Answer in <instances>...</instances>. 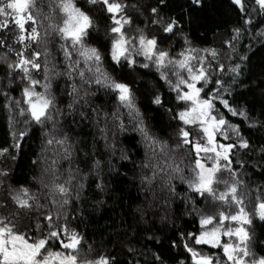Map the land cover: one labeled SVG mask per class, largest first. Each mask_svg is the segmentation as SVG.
Masks as SVG:
<instances>
[{"label": "snow or ice", "instance_id": "obj_1", "mask_svg": "<svg viewBox=\"0 0 264 264\" xmlns=\"http://www.w3.org/2000/svg\"><path fill=\"white\" fill-rule=\"evenodd\" d=\"M204 2L205 0H191V4L197 8L203 7ZM88 3L93 6L99 5L97 11L104 19L110 21L103 27L106 37L105 46L110 51L111 60L121 68L127 65L133 71L137 65L145 69L154 66L160 79L175 92V108L166 109L173 113L174 120L182 122V126L176 132L175 145L170 146L167 141L157 140L155 136H151L142 118L137 125L144 134L145 140L150 141L148 147L152 151V158L156 160V163H153L152 158H147L141 162L143 169H152L151 175L141 176L142 183L146 182L154 186L157 176L163 174L161 190L167 189L168 195L162 199L164 204H167L168 198L176 193L175 186L171 184L173 173H179L180 178L186 180L189 188L199 193L202 199L206 200L211 195L214 200L239 206V210L233 213L225 212L222 208L217 212L215 205L208 210L206 205L205 210L200 212L199 232L180 233L183 247L191 254L193 264H221V257L215 253L197 249L196 245L202 244L222 248L224 264H264V255L256 254L252 231L244 226L253 224L254 215H258L260 221L264 222V194L256 197L254 212L249 214L243 206L244 196L239 192V188L245 184V181L239 179L240 170L248 163L244 155L256 149L253 148L250 138L242 134L240 125L232 124L223 112L217 110L218 105H222L233 116L243 117L250 127L264 128V119L252 118L247 106H241L232 95L233 85L242 75V65L249 59L247 53L240 56L239 63L226 65L221 60L217 48L192 47L188 34L177 27L180 21L163 14L162 6H166L168 0H158L157 5L150 8V15L146 17L155 31H148L145 25V28L138 27L134 36H129L125 29V25L133 23V17L126 12L128 5L125 2L88 0ZM251 3L252 12H249V0H231V5L243 14L241 17L243 23L234 26L230 37L223 41L230 53L237 51V45L245 33L253 40L264 37V26L256 29L253 35L254 18L264 16V0H251ZM132 7L136 8L138 5L134 4ZM58 8L66 17L62 25L55 27V31L63 41L61 47L67 63L65 71L58 70L55 61H52L50 66L47 46L44 47L43 53L34 46V44L39 45L42 40L38 20L41 10L37 8L36 0H0V17H2L0 49L4 51L3 62L7 63L5 74L7 84L0 83V93L3 94V108L8 112L9 134L12 138V143L9 144L5 140L0 144V157L3 158V162H0V184H3L9 176L10 169L6 162L16 160L23 149L22 141L35 132L36 126L41 129V158L44 159L45 164L39 180L40 188L33 191L27 182L15 186L9 184L7 193L0 194V264H119L111 253L88 258L87 253L82 251L84 236L76 228L71 227L65 209L72 203L73 191L75 190L76 198L79 199L84 188V179L92 171L99 174L104 162L99 159L93 160L88 172H82L79 166L73 168L71 165L73 152L76 150L75 143L64 131V126L67 116L73 117V123L91 122L98 128L105 146L115 149L114 143L108 145L109 139L115 138L114 133L109 136V113H104V127H100L101 109L94 107L90 99L89 86L93 81L116 94L119 101L118 110L126 107L129 109V115L134 113L136 117H140V110L135 103V93L128 78L115 77L107 70H103L101 65L104 57L100 48L86 44V38H93V27L95 26L97 31L101 27L95 23L90 11L77 6L75 0H59ZM105 12L107 16H104ZM177 34L183 38L185 47L173 56V44L170 40ZM44 35L47 36L49 33L46 31ZM69 39L71 47L68 45ZM74 52L78 54L75 60H73ZM200 52L205 55H200ZM80 57H83L85 68L80 67ZM140 57L143 58V63ZM228 59L231 61V55H228ZM93 65L94 75L87 76L86 71L92 72ZM226 68L227 72L232 74L230 81L224 78ZM41 72L43 81L37 79V75ZM185 72L187 75L184 74ZM61 75L72 80L71 85L67 83L65 85V91L70 97L65 108L60 107L54 91L57 86L56 77ZM77 75L79 84L75 79ZM173 76L175 80L172 79ZM17 77L23 85L19 98L9 95L14 91L11 86L16 83ZM213 84L215 87H211ZM38 86L43 88L42 92L36 90ZM151 103L164 107L163 94L154 91L151 95ZM111 119L114 126L119 122V130H124L123 118L118 111L111 113ZM21 123L23 127L17 129L16 126ZM188 125L196 126L199 131L187 127ZM230 132L235 133V136H230ZM218 135H223L226 142H220ZM157 144L160 145L159 153L154 150ZM185 146L196 150L195 168H193L195 176L190 179L185 177V170L177 163V159L181 158L179 153ZM50 149L53 156L58 159L45 155ZM201 152L204 156H201ZM259 152L264 158V144L259 146ZM121 158L130 159L124 153ZM64 159L69 162L66 178L60 172L62 165H59V160ZM161 160L163 163L160 162ZM205 160H210L211 166ZM39 162V159L33 160L34 165ZM260 167L264 169V165ZM225 171L229 174L231 184L224 181L226 191L217 197L215 185L220 182V176ZM36 179L33 177V180ZM78 179L80 182L74 188V181ZM97 187L102 188L103 185L97 184ZM41 188H48V194H41ZM257 191L264 192V185L258 187ZM49 195L52 199L48 203H43L42 201L48 200ZM187 199L192 197L188 196ZM192 202L196 203L195 200ZM53 207L56 209L55 214L52 211ZM137 210L141 213V217L145 218L144 210L139 208ZM61 219L63 223L60 222ZM227 221L239 223L233 228L226 223ZM213 224L215 226H212ZM151 235L154 237L155 233ZM221 236L229 237V241L224 242ZM53 242H56L58 247L54 246ZM171 246L179 247L177 240H172ZM91 250V245H88V252ZM128 250L134 251L131 247ZM151 255L150 264H169L162 253L156 252ZM134 264H139V261ZM177 264H187V261L182 259L177 261Z\"/></svg>", "mask_w": 264, "mask_h": 264}, {"label": "trees", "instance_id": "obj_2", "mask_svg": "<svg viewBox=\"0 0 264 264\" xmlns=\"http://www.w3.org/2000/svg\"><path fill=\"white\" fill-rule=\"evenodd\" d=\"M122 2L128 5L126 12L133 17L130 27L135 32L138 27L145 28V25H147L148 31H155L146 17L150 15V8L156 6L158 0H122ZM36 4L37 8L41 10L40 12H44L46 16H49L51 9H54L55 26L60 25L62 14L58 8V0H38ZM134 4L138 7H132ZM78 5L84 8L85 2L79 1ZM99 7V5L88 6L87 10L95 18V23L101 27L97 31L94 26L92 29L93 38H86V41L90 45L100 48L104 57L102 68L115 77H127L128 82L132 83L140 117H137L135 127L133 125L123 131L119 130L114 140L109 139L108 145L115 144L113 150L111 147L105 146V141L94 124L88 121L83 124L73 123V117L67 116L64 131L71 137L76 149L73 152L71 166L73 168L79 166L82 172H88L92 167L93 160L99 159L104 163L99 174L92 171L84 179V188L81 190L79 199L76 198L75 190L73 191L72 203L65 211L71 221V227L76 228L84 236L83 248L89 255L111 253L117 258L119 264H134L136 261H139V264H150L151 254L159 252L168 260L169 264H177V261L182 259L186 260L187 264H193L191 254L187 253L183 247L180 233H198L200 212L205 210L206 205L209 210L215 203L210 199L205 200L198 196V193L189 188L187 181L180 178L179 173H173L171 184L175 186L176 193L168 198L167 204H164L162 199L168 195L167 189L161 190L163 183L161 175L163 174L157 176L154 186L148 185L146 182L142 183L141 176L151 175L152 169H143L141 162L152 158V151L148 147L150 141L143 138L144 134L137 125L142 118L151 136H155L157 140L167 141L170 146L175 145L177 142L176 132L180 124L178 120L173 119V113L166 110L169 107L175 108V97L170 91V87L162 82L159 73L154 68L152 71H146L136 67L133 71L127 66L118 68L119 66L110 60L108 48L105 46L106 37L103 27L104 24L109 23V20L104 19L97 11ZM162 12L168 17L177 18L180 21L177 27L188 34L192 41V47L200 49L216 47L226 51L227 45L223 41L230 37L231 29L234 26L243 23L241 19L243 14L231 5V0H205L204 6L201 8L192 5L191 0H168L167 5L162 6ZM249 12H252L251 0H249ZM253 15L255 16V13ZM104 16H107L106 12ZM253 24L255 26L253 35H255V30L264 26V16H256ZM46 31L49 33L47 36L44 35ZM39 32L42 40L39 45L34 44V46L42 50L47 46L49 53L52 54V56L48 55L50 66L51 62L55 61L57 69L65 71L67 63L61 47L63 41L60 39L59 33L55 31V27L41 29ZM6 35L10 36L11 33H6ZM170 42L173 44L172 55L176 54L175 52L184 44L183 38L179 34L172 37ZM68 45L70 47L69 41ZM245 53L249 59L242 65V75L233 85L232 95L241 106H247L252 118L264 119V37L253 40L247 33L242 35L237 45V51L231 53L232 63H239L240 56ZM3 57L4 51L0 49V83L7 84L5 75L7 63L3 62ZM77 57L78 54L73 53V60ZM12 58L14 59L15 56ZM43 59L44 56L41 60L43 61ZM80 61H82L81 57ZM80 67L85 68V65L80 64ZM225 72L224 78L230 81L232 74L227 72V68ZM75 79L79 84L78 75ZM55 83L57 86L54 91L57 101L61 108H65L70 100L65 91V85L66 83L71 85L72 80L61 75L56 77ZM11 87L14 91H11L9 95L19 98L21 96L20 89L23 87L19 77ZM89 90L93 106L101 109L100 127H104L103 113L107 112L111 116V113L114 112L116 95L94 83L89 86ZM154 91L163 94L164 107L151 103V95ZM81 94H83V90H81ZM3 104V94L0 93V144H3L5 140L10 144L12 138L9 134L8 112L3 108ZM223 113L232 124L240 125L242 134L250 138L253 148L256 149V151L245 153L244 159L248 163L240 170L239 174V179L245 181V184L239 188L241 195L245 197L247 193L256 198L264 194V192L257 191L258 187L264 185V169L260 167V165H264V158L259 152V146L264 144V128L250 127L248 121L243 117L233 116L227 111ZM119 115L122 117V113ZM16 127L17 129L22 128L23 124H18ZM113 131L111 130L110 137L113 135ZM22 143L23 149L17 155L16 160L6 162L10 172L4 183L0 184V194L7 193L9 184L15 186L27 182L34 191L40 188L39 180L45 166L44 159L41 158L40 127L36 126L35 132ZM154 150L159 153L160 145L157 144ZM122 153L127 154L130 159H122ZM45 155L52 159H58L53 156L51 149ZM179 156L181 158L177 159V163L180 168L185 170V177L193 178L195 176L193 172L195 152L185 146ZM35 159H39L40 162L34 165L33 160ZM0 162H3L2 157H0ZM152 162L156 163L155 158H152ZM160 162L163 163V160ZM49 164H51V159H49ZM59 165H62L60 172L66 178L69 162L66 159L59 160ZM225 174L224 181L227 177L228 183L231 184L227 171ZM33 177L37 179L33 180ZM79 182V179L74 181V188ZM97 184H102L103 187L98 188ZM222 185L220 188L226 189L225 183ZM217 186L216 184L215 187L217 188ZM48 192V188H41V194H48ZM230 195L229 193V197ZM188 196H191L192 199H187ZM51 199L52 197L49 195L48 200L42 202L48 203ZM193 200L196 201L195 204L192 202ZM225 206L226 203L225 205H215L217 208ZM138 208L144 210L145 218L141 217ZM52 211L55 214V207L52 208ZM60 222L63 223V219ZM251 227L256 254L257 256L264 255V222L254 221ZM153 232L155 233L154 237L151 235ZM172 240H177L179 247L171 246ZM88 245H91V252H88ZM129 247L134 251L129 252Z\"/></svg>", "mask_w": 264, "mask_h": 264}, {"label": "rangeland", "instance_id": "obj_3", "mask_svg": "<svg viewBox=\"0 0 264 264\" xmlns=\"http://www.w3.org/2000/svg\"><path fill=\"white\" fill-rule=\"evenodd\" d=\"M0 19H2V17H0ZM48 19V17L46 18V20ZM125 29H126V31H127V34L129 35V36H134V35H136L137 33L135 32V30H133L131 27H130V25H125ZM69 42H70V47H71V40L69 39L68 40ZM183 47H185L184 46V44H183V46H180V48L182 49ZM179 48V50L178 51H176L175 53L176 54H173V56H176L180 51H181V49ZM216 48V47H215ZM218 49V48H217ZM44 50V49H43ZM43 50L42 49H40V51L43 53ZM48 50H49V48H48ZM219 51H220V56H221V60L227 65V64H229V63H232V61H229V59H228V55H231V53L229 52V50H228V48H227V50L225 51V50H221V49H218ZM50 52V51H49ZM75 53V52H74ZM226 53H228V55H226ZM200 55H205V53H203V52H200L199 53ZM50 55L52 56V54L50 53ZM111 56V55H110ZM43 57V55L41 56V58ZM48 58V57H47ZM82 58V61H81V63L80 64H84V60H83V57H81ZM140 59V61H141V63H143L144 61H143V58L142 57H140L139 58ZM232 60V59H231ZM114 63V62H113ZM193 63H195V61H193ZM213 63L215 64V61H213ZM115 64V63H114ZM85 65V64H84ZM116 66H119V65H116ZM125 66H127V65H125ZM86 67V66H85ZM136 67H139V68H141V69H144V70H148V71H152V69L154 68L155 69V67L153 66L152 68H148V69H145V68H142V67H140L139 65H137ZM118 68H120V66L118 67ZM103 70H106L105 68H102ZM156 70V69H155ZM94 71H95V66L93 65V71L92 72H87L86 71V74H87V76H93L94 75ZM108 72V71H107ZM185 75H187V73L185 72L184 73ZM160 77V76H159ZM37 79H40L41 81L43 80V73L41 72V73H39L38 75H37ZM172 79L173 80H175L176 78L173 76L172 77ZM162 80V79H161ZM162 82L163 83H165V84H167L164 80H162ZM93 83L96 85V83L93 81ZM168 85V84H167ZM101 87H103V85H100ZM169 86V85H168ZM211 87H215V85L213 84V85H211ZM37 91H40V92H42L43 91V88H41V87H37V89H36ZM211 90V88H209V91ZM170 91L173 93V95H174V97H175V92H173L172 90H171V88H170ZM115 94V93H114ZM116 95V94H115ZM119 105V101L117 100V98L115 99V102H114V109H113V111L115 112V111H118V114H120V113H122V118H123V122H124V130L126 129V128H128V127H133V125H134V127H135V123H136V120H137V117L135 116V114L133 113V115H129V109L128 108H119V110H118V106ZM124 111H123V110ZM218 111H221V112H224V111H227V112H229L226 108H224L222 105H218V109H217ZM231 113V112H230ZM103 115H104V113H103ZM104 119V118H103ZM227 119V118H226ZM108 122H109V124H108V127L109 128H111V130L113 131V127H114V134H115V136L119 133V128H118V125L117 126H113V124H112V119H111V116H109V118H108ZM179 122V124H180V126L179 127H181L182 126V122H180V121H178ZM187 127H189V128H193L195 131H199V129L198 128H196V126H194V125H188ZM111 130H109V134H110V132H111ZM112 134V133H111ZM229 135L230 136H232V137H234L235 136V133H232V132H230L229 133ZM143 138H144V135H143ZM218 140L220 141V142H226L225 141V137L223 136V135H218ZM192 149V151L193 152H195V157H196V150L194 149V148H191ZM201 156H204V153L203 152H201ZM205 162L209 165V166H211V161L210 160H205ZM193 163H194V168H195V160H193ZM225 172L223 173V175L222 176H220V182L217 184L218 186H217V188H216V196L218 197L221 193H223V192H225V190L226 189H223V188H220V187H222L223 185V183H224V180H225ZM223 177V178H222ZM221 178H222V181H221ZM226 181H228V178L226 177ZM216 186V185H215ZM249 193H250V190L248 191ZM198 196H200L199 195V193H198ZM254 195H250V194H245V197H244V204H243V206H244V208H245V211L247 212V213H249V214H251V213H253L254 212V203H255V201H256V198L255 197H253ZM207 199H210V200H212L214 203H215V205L217 206L218 204H223V205H225V203L223 202V201H219V200H214L213 199V197L211 196V195H209L208 196V198ZM216 208V210H217V212L221 209V208H217V207H215ZM212 208H210L209 210H211ZM225 212H233V213H235V212H237L238 210H239V206H237V205H235V204H229L228 205V203H226V206L224 207V208H222ZM227 209V210H226ZM260 219H259V217H258V215H254L253 216V222L254 221H259ZM199 221H200V217H199ZM228 225H230V226H232L233 228H235L236 226H238V223L239 222H233V221H227L226 222ZM253 224H251V225H244L245 227H247V228H249L250 230H251V226H252ZM199 226H200V223H199ZM212 226H215V224H213ZM201 227V226H200ZM200 227H199V230H200ZM199 232V231H198ZM221 239L224 241V242H228L229 241V237H227V236H221ZM233 239H235V237H233ZM193 244H195V242L193 241ZM196 247H197V249L198 250H202V251H204V252H209V251H211L212 253H214L215 252V254L217 255V256H219V257H221V264H224V260H223V249L222 248H215V247H212L211 245H206V244H202V245H196ZM88 254V253H87ZM96 256H94V255H89L88 254V258H95Z\"/></svg>", "mask_w": 264, "mask_h": 264}, {"label": "flooded vegetation", "instance_id": "obj_4", "mask_svg": "<svg viewBox=\"0 0 264 264\" xmlns=\"http://www.w3.org/2000/svg\"><path fill=\"white\" fill-rule=\"evenodd\" d=\"M38 0H36V2H37ZM59 1V0H58ZM79 1H84L85 2V9L87 10L88 9V6H91V7H94L93 5H90L89 3H88V0H75V2L77 3V6H79L78 5V2ZM37 5V4H36ZM59 5V4H58ZM80 7V6H79ZM61 14H62V19H61V23H60V25H62L63 24V19L64 18H66L65 17V14L64 13H62L61 12ZM48 17V19L46 20V18ZM38 20H39V31L41 30V29H53L54 27H56L55 25H56V23H55V11H54V9H51V11H50V15L49 16H46V14L44 13V12H40V14H39V17H38ZM31 22H29V24H30ZM109 23H110V21H109ZM29 31H30V28H29ZM86 42V44H88V45H90L87 41H85ZM40 50V49H39ZM108 52H109V57H110V60H111V56H110V51H109V49H108ZM112 61V60H111ZM113 62V61H112ZM116 65V64H115ZM34 191V190H33ZM53 244H54V246H57L58 247V245H56V242H53ZM82 251L83 252H85V253H87V251L86 250H84V248L82 249ZM88 255V254H87Z\"/></svg>", "mask_w": 264, "mask_h": 264}]
</instances>
